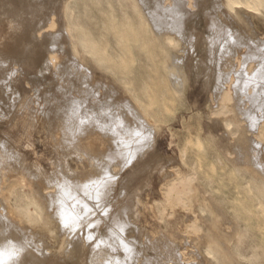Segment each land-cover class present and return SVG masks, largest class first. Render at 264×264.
I'll return each instance as SVG.
<instances>
[{"label":"rangeland","instance_id":"374dc122","mask_svg":"<svg viewBox=\"0 0 264 264\" xmlns=\"http://www.w3.org/2000/svg\"><path fill=\"white\" fill-rule=\"evenodd\" d=\"M52 2L49 12L33 21L32 32L22 17L4 13L0 0V264H218L205 254L210 242L220 264H234L223 247L227 250L239 232L245 236L243 254L264 264V175L257 173L264 170V153L260 165L250 158L240 161L243 152L231 145L241 144L246 129L258 130L247 127L250 119L235 108L237 100L252 96L249 79L256 74L259 89L242 111L251 109L258 127L264 125V9L237 6L233 12L226 0ZM50 21L56 27L46 28L39 39L34 27ZM69 26L74 50L64 35ZM118 35L130 36L128 47L118 45ZM81 36L99 43L82 49ZM171 52L179 61L172 80L178 93L169 81ZM103 56L109 61L102 62ZM50 57L57 58L54 65ZM232 72L242 90L238 95L234 89L229 104L236 137L231 134L228 142L223 117L213 113ZM127 104L154 117L151 147L129 140V130L113 134L116 115L132 122ZM256 140L264 148V141ZM125 141L137 148L131 159L116 155ZM176 166L195 178L185 196L188 209L176 197L165 202L167 175ZM6 184L37 198L42 219L34 229L8 216ZM47 186L55 198L40 196ZM184 190L185 185L175 188ZM190 219L199 233L186 232ZM95 250L105 254L94 256Z\"/></svg>","mask_w":264,"mask_h":264},{"label":"bare ground","instance_id":"6f19581e","mask_svg":"<svg viewBox=\"0 0 264 264\" xmlns=\"http://www.w3.org/2000/svg\"><path fill=\"white\" fill-rule=\"evenodd\" d=\"M55 1V0H54ZM192 0H190V2H191ZM220 1V0H219ZM1 2H2V10L4 11V13L6 12V13H11V14H15L16 16H20V17H22V19H24V22L26 23V24H30V31H32L33 32V27H32V23H33V21L37 18V17H39V16H42V15H45L44 13H45V11L47 10V13L49 12V6H53V2H52V0H1ZM58 4V3H57ZM56 4V5H57ZM61 5V4H60ZM226 6H227V8H229V9H231V11H235V8L238 6V8H243V7H245V8H247V9H250V10H252V11H255V12H258V13H262L263 12V9H264V0H226V4H225ZM59 6V5H58ZM71 7H72V5L71 4H67L65 7H64V11L66 12V13H68V11L71 9ZM56 8V7H55ZM72 10H73V8H72ZM168 11V10H167ZM71 12V11H70ZM4 13H3V15H4ZM55 14V13H54ZM147 14V13H146ZM6 15V14H5ZM67 17H69V15H66ZM65 16V17H66ZM51 17V16H50ZM151 17L152 18H154V14H151ZM114 18V17H113ZM126 18H128L129 19V17H126ZM113 20V19H112ZM115 20H116V17H115V19H114V22H115ZM126 21V20H125ZM58 22V21H57ZM113 22V23H114ZM127 22H129L128 20H127ZM116 23V22H115ZM131 24H132V22H130ZM131 24H127V25H125V27L127 26L128 27V25H131ZM78 25V24H77ZM77 25H74L75 26V28H77ZM112 25H115V24H112ZM123 25V24H122ZM121 25V26H122ZM141 25V24H140ZM139 25V26H140ZM115 26H117V25H115ZM121 26H120V28H121ZM133 26V24L131 25V28H133L132 27ZM142 26H143V24H142ZM180 26V25H179ZM56 27V23H55V21H50L49 22V24L48 25H42V26H39V27H34V33H35V35H37V37L40 39L42 36H44L43 35V33H44V30L47 28V30L48 29H54ZM78 27H80V25L78 26ZM118 27H119V25H118ZM118 27H117V30H118ZM126 27V28H127ZM130 27V26H129ZM82 28V27H81ZM111 28H112V30L114 29V30H116L114 27H112L111 26ZM124 28V27H123ZM122 28V29H123ZM125 28V31H127L126 33H129L128 32V28L126 29ZM130 28V29H131ZM142 28V27H141ZM78 29V28H77ZM80 29V28H79ZM83 29V28H82ZM85 29V28H84ZM136 29V28H135ZM166 29V28H165ZM46 30V31H47ZM63 30V29H62ZM121 30V29H120ZM120 30H119V32H120ZM64 31V30H63ZM62 31V32H63ZM80 31V30H79ZM83 31V30H82ZM123 30H121V32H122ZM125 31H123L122 33L124 34V32ZM131 31H133V29H131ZM137 30H135V32H136ZM65 32H66V34L64 33V35H68L69 37H70V41H69V46H70V48L71 49H75V43L73 42V40H72V28L69 26V27H67L66 29H65ZM118 32V33H119ZM84 33H85V30H84ZM121 33V34H122ZM125 33V34H126ZM124 34V35H125ZM134 34V33H133ZM137 34H138V32H137ZM140 34V33H139ZM86 35V34H85ZM120 35V34H119ZM118 35V45L119 46H121V48H124V47H122V45L124 46H127L128 44H126L127 42H126V37L127 38H130V36H119ZM128 35V34H127ZM134 35H136V34H134ZM134 35H131V36H133V38H134ZM87 37H89V35L87 36ZM138 35H137V38L136 39H138ZM91 38V37H90ZM69 39V38H68ZM104 39V38H103ZM132 39V38H131ZM140 39V38H139ZM138 39V40H139ZM91 40H93V37H92V39ZM90 39H87L86 38V36H81L80 38H79V40H78V44H79V46L82 48V49H85V50H88V49H90L89 47H93V45L95 44V43H99V42H95L94 43V41H91ZM129 39H127V41H128ZM106 41V40H105ZM133 41H134V39H133ZM169 41V40H168ZM169 42H172V41H169ZM108 43V42H107ZM128 43H129V41H128ZM100 46L102 45V44H99ZM117 45V46H118ZM97 47H98V44L96 45ZM118 46V47H119ZM129 46L130 47H132L131 45H130V43H129ZM96 47V48H97ZM128 47V46H127ZM102 48H105V45L104 46H102ZM101 48V50L103 51V49ZM93 49H95V48H93ZM97 49H100L99 47L97 48ZM106 50H107V48H105ZM91 50V49H90ZM88 51V52H92V54H94L93 52L94 51ZM127 50H128V48H127ZM130 51L132 50V49H129ZM129 50H128V53L130 54V52H129ZM95 51H97V50H95ZM100 51V50H99ZM108 51V50H107ZM106 51V52H107ZM126 51V50H125ZM132 52V51H131ZM96 54H94V56L95 55H97V54H99V55H101L100 53H102V52H95ZM103 53H104V51H103ZM91 54V53H90ZM89 54V55H90ZM122 54H123V52H122ZM153 54V53H152ZM192 54V53H191ZM98 55V56H99ZM104 55V54H103ZM125 55V54H124ZM123 55V56H124ZM130 55H132V53L130 54ZM129 55V56H130ZM90 56H93V55H90ZM104 56H106V55H104ZM104 56H103V58H101V59H103V61L102 62H104L105 61V59H107V58H105L104 59ZM108 56H110V54H108ZM119 56H122V55H119ZM128 56V55H127ZM128 56V57H129ZM152 56V55H151ZM173 57V58H171V59H173V63L171 64V65H167V68L169 69V72H170V76H169V81H170V83H171V85H172V89H173V92H176V93H178L179 92V90L177 89L178 87L175 85V83H173V81L172 80H177V74L175 73V71H176V69L178 68V62L179 61H177V59L175 58V56H174V53H170L169 54V57ZM97 57V56H96ZM111 57H113L112 55H111ZM134 57V56H133ZM133 57H131V58H133ZM155 57V56H154ZM194 57V56H193ZM110 58V57H109ZM109 58L107 59L108 61H109ZM116 58V57H115ZM130 58V57H129ZM97 59H98V57H97ZM100 59V60H101ZM119 59H120V57H119ZM118 58H117V60H119ZM122 59H124L123 57H122ZM135 59V58H134ZM189 59V58H188ZM187 59V60H188ZM56 60H57V58L56 57H50V62L52 63V65H54V63H56ZM112 61H113V59H111ZM115 60V59H114ZM125 60V59H124ZM133 59H131V61H132ZM128 61V60H127ZM99 62V61H98ZM115 62V61H114ZM110 63H111V61H110ZM118 63L120 64V61H118ZM135 63V62H134ZM102 64V63H101ZM103 64H106V63H103ZM114 63L112 62V65H113ZM123 64H124V62H123ZM107 65V64H106ZM116 65H117V62H116ZM115 64L113 65L114 67L116 66ZM55 66H56V64H55ZM123 66V65H122ZM124 66H126V63H125V65ZM55 68H57V66L55 67ZM235 73L236 72H232L231 73V79L227 82V80L225 81V82H227L228 83V85L223 89L222 88V90H223V92H222V94H221V97H220V104H219V106H218V110H216V111H214V115H217V116H219V117H223V119L221 120V123H222V125H223V127H224V129H225V131H226V134H225V136H227L226 138H227V141H228V139L230 140L231 139V137H230V135L232 134V135H234L235 137H236V133L233 131V128H234V123H235V121H234V119L233 118H231L230 116H228V114L231 112V110H233L232 108H231V110L229 109V104H230V102L234 99V96H233V94H234V89L236 90V93L239 95V92L242 90V88H241V86H240V83L239 84H235V83H233V78L235 77ZM169 75V74H168ZM241 76V74L240 75H238V77H240ZM247 77V76H246ZM257 74L255 75V76H253V78H250L249 79V85H250V87H251V84H252V90H253V94H252V96H247V99H246V101L245 100H243V99H239V100H237L238 102H239V105L240 106H236L235 108H239V114L240 115H242V116H244V117H246L248 120L250 119V121H249V123L247 124V127H251V129L253 128V129H255V128H258V130L257 131H255V130H250V131H248L247 129H246V131L244 132L245 134L242 136V138H241V140H242V142H241V144L240 143H238V142H235V145H233V144H231L232 146H234L233 148H235V149H233V150H241L243 153H239L238 151V155L239 156H241L240 158H238L240 161L241 160H245V159H252L253 161H252V163H255V164H258V165H260V162H259V158L261 159V155H262V153H264L263 151H264V148H262L261 147V143H260V145H259V143H256L257 142V140L256 139H258V140H261L262 142L264 141V125L263 126H261V127H258L260 124V119H259V122L257 121L258 120V118L257 117H255V115H252L253 113H251V109H249V110H247V112H243L242 111V108L244 107V104L247 102V101H250V99H252V97H253V95H254V93L256 92V91H258V89H259V83L257 82L258 81V79H257ZM151 79V78H150ZM153 79V78H152ZM207 80V79H206ZM161 81V80H160ZM260 81V80H259ZM153 82H155L154 80H153ZM152 82V83H153ZM156 83V82H155ZM167 82H166V80H165V84H166ZM220 85V84H219ZM149 88H150V86H148ZM153 87V86H152ZM221 87V86H220ZM215 88H216V86H215ZM251 88H250V91H251ZM154 89V88H153ZM221 89V88H220ZM239 89H240V91H239ZM167 90V89H166ZM151 91V90H150ZM160 91V90H159ZM167 91H169V90H167ZM146 92H147V90H146ZM152 92V95H153V90L151 91ZM155 92V91H154ZM170 92V91H169ZM217 92V91H216ZM161 93V92H160ZM116 94V93H115ZM259 94V93H258ZM164 95V94H163ZM178 95V94H177ZM214 95V94H213ZM243 95V94H242ZM257 95V94H256ZM149 96H151V95H149ZM176 96V95H175ZM216 96V95H215ZM255 96V95H254ZM162 97H165V96H162ZM241 98V97H240ZM148 99H149V97H148ZM151 99V98H150ZM154 99H155V97H154ZM160 99H162V98H160ZM217 99V98H216ZM254 99V98H253ZM137 100V99H136ZM171 100V99H170ZM128 102V101H127ZM170 102V101H169ZM143 104H144V102H143ZM163 104V103H162ZM128 105V104H127ZM152 106V105H151ZM151 106H149V107H151ZM163 106H165V104L163 105ZM243 106V107H242ZM247 106V105H246ZM166 107V106H165ZM119 108V107H118ZM127 108H129V105H128V107ZM126 107H125V111H127V110H130L131 109V118H129L130 120H132V122H130V120H129V122H130V124L128 123V121L126 122V121H124V119L121 117L122 115H116L117 117H118V120L116 121L115 119H114V121H116V122H113L115 125H116V127L113 125V123H112V125L111 126H114L115 127V129H113V130H115L114 131V135L116 134V136L115 137H117V136H121L120 135V131L122 130V131H124V130H129V131H131L132 132V135L129 137V140L131 139V140H133V139H140V142H143L144 143V145L146 146V147H151L152 146V140H153V134H151L152 132L151 131H149V130H154V128H155V121H154V117L152 116V114H150V113H148V112H146L145 110H142V109H133V107L131 106V108H129V109H127ZM152 108V107H151ZM164 108V107H163ZM127 109V110H126ZM165 109H167V107L165 108ZM164 109V110H165ZM244 109V108H243ZM116 110H117V108H116ZM237 110V109H236ZM122 111H123V109H122ZM238 111V110H237ZM128 112V111H127ZM124 113V112H123ZM123 113H121V114H123ZM118 114H119V112H118ZM128 115H129V113H128ZM125 116V115H124ZM116 117V118H117ZM128 117V116H127ZM126 117V118H127ZM130 117V116H129ZM253 118H254V120H253ZM257 118V120H255ZM219 123H220V121H218ZM124 123V124H123ZM214 123V122H213ZM220 123V124H221ZM241 123V122H240ZM121 124H123L122 126H120ZM117 125H118V127H117ZM243 125V124H242ZM110 126V127H111ZM131 126L133 127H135V128H131ZM187 126V125H186ZM191 126V125H190ZM110 127H108V130H109V128ZM113 128V127H112ZM111 128V129H112ZM134 129V130H133ZM112 130V131H113ZM190 130H192V128L190 129ZM104 131V130H103ZM189 131V130H188ZM187 131V132H188ZM142 132V133H141ZM193 132V131H192ZM112 133V132H111ZM123 133V132H122ZM125 133H126V131H125ZM190 133V132H189ZM248 133H251L250 134V136L248 135ZM138 134V135H137ZM255 136V137H254ZM223 137H224V135H223ZM123 138H124V136H123ZM125 138H126V141L128 140V138L126 137V135H125ZM191 138H192V136H191ZM220 139V138H219ZM223 139H225V137L223 138ZM189 140V139H188ZM116 141H118V140H115L114 142H116ZM123 142V145L125 144V146L123 147H121L122 149H120V147H116L117 148V154L116 155H119V154H121V153H123V155H124V157H129V159H131V157L132 156H134V154H135V150L137 149V148H132V144H129L128 145V143L127 142ZM138 141V140H137ZM198 141V140H197ZM120 142V141H119ZM229 142V141H228ZM121 143V142H120ZM197 143H199V142H197ZM230 143H231V141H230ZM233 143V142H232ZM253 144H255V148H253ZM230 145V146H231ZM252 145V146H251ZM114 146V145H113ZM116 146H117V144H116ZM120 146V145H119ZM264 146V145H263ZM112 147V146H111ZM226 148H227V146H226ZM232 148V147H231ZM232 150V149H231ZM112 151H113V149H112ZM115 151V150H114ZM119 153V154H118ZM113 155H114V153H113ZM136 155V154H135ZM230 155H232L231 153H230ZM118 157V156H117ZM119 157H120V155H119ZM238 157V156H237ZM263 158V157H262ZM114 159V158H113ZM121 159V158H120ZM126 160H127V158H125ZM264 159V158H263ZM122 161V160H121ZM121 161L120 162H116V163H121ZM263 161V160H262ZM112 162H114V161H110V163H112ZM251 163V164H252ZM241 164V163H240ZM246 164V163H245ZM99 165V164H98ZM101 165H102V163H101ZM100 165V166H101ZM112 165V164H111ZM120 165V164H119ZM238 165V164H237ZM254 165V164H253ZM69 166V165H68ZM115 166V165H114ZM262 166V165H261ZM260 166V167H261ZM104 167V166H103ZM102 167V168H103ZM110 167V166H109ZM108 167V168H109ZM112 167V166H111ZM259 167V166H258ZM69 168H70V166H69ZM114 168H116V167H114ZM261 168H263V167H261ZM72 169V168H71ZM104 169H105V167H104ZM104 169H102V170H104ZM107 169V168H106ZM111 169V168H110ZM251 169H252V167H251ZM260 169V168H259ZM263 169H261V170H259V171H257V173L258 174H260V175H264V170L262 171ZM105 171V170H104ZM111 171H112V169H111ZM73 172V171H72ZM107 172H108V170H107ZM164 172V171H163ZM172 172V171H171ZM252 172V171H251ZM68 173V172H67ZM70 173V172H69ZM165 173V172H164ZM116 174V173H115ZM117 174H119L118 172H117ZM162 175H165L166 176V173L165 174H162ZM168 177H169V180H168V183L166 184V187H165V189L163 190V192H164V197H165V202L167 203V204H170L171 202H172V199H174V197H176V200H177V203H179V204H181L183 207H185L186 209H188V203L186 202V198H185V196H186V194H188L189 192H191L192 191V182L194 181V175L193 174H185L178 166H176L175 167V169H173V172L171 173V174H169V175H167ZM79 177H80V175H79ZM65 178V177H64ZM84 178V177H83ZM79 179V178H78ZM77 179V180H78ZM85 179V178H84ZM166 179V178H165ZM262 180H264V179H262ZM79 181V180H78ZM82 181V180H81ZM19 182V181H18ZM22 182V181H21ZM24 182V181H23ZM68 182V181H67ZM75 182V180L72 182L71 181V183H74ZM83 182V181H82ZM15 183V182H14ZM79 183V182H78ZM9 184H11V182L9 183ZM13 184V183H12ZM8 184H6L5 185V187L7 186ZM21 185V184H20ZM67 185V184H66ZM68 185H70L69 183H68ZM177 185H185V190L184 191H182V192H176L175 191V188H176V186ZM249 184H247V186H248ZM76 186V185H75ZM4 187V188H5ZM36 187V186H35ZM70 188L69 189H71L72 190V188H74L73 186H69ZM77 187V186H76ZM248 189L250 188V187H247ZM50 189H52V187H45V188H43L42 190H45V191H47V192H44V193H38V194H40V196L42 197V198H49V197H51V199H53V198H55L56 196H55V194H53V192H50V191H48V190H50ZM65 188L63 187L62 189L60 188V190H64ZM77 189V188H76ZM75 188H74V192H76L75 190H76ZM256 189V188H255ZM258 189V188H257ZM3 190L4 189H2V192H3ZM33 190H34V187H33ZM57 190L59 191V188H57ZM66 190V189H65ZM78 190V189H77ZM8 192V194H6L5 195V198H6V202H3V205H4V203H5V206L4 207H6V208H9L8 209V212H9V214L10 215H8L10 218H14V219H16V221L18 220L19 221V223H25V224H28L29 226H30V228L31 229H34L35 228V226L37 225V224H40V222H41V219H42V215H41V213H40V209H41V207H40V203L38 202V200H37V198L35 197V196H33V195H31V194H29V193H27V192H25L24 191V188L22 187V186H17V185H15V186H8V187H6V190H5V192ZM250 191V190H249ZM257 191V190H256ZM34 192V191H33ZM40 192H41V190H40ZM251 192V191H250ZM263 194H264V188H263ZM262 192H261V194H262ZM36 193V192H35ZM57 193V192H56ZM258 193H260V192H258ZM58 194V193H57ZM56 194V195H57ZM47 195V196H46ZM100 195H98V197H99ZM264 196V195H263ZM163 197V198H164ZM188 197V196H187ZM254 197H255V195H254ZM58 199V198H57ZM263 199V198H262ZM264 200V199H263ZM44 202H46V201H44ZM194 202V201H193ZM201 203V202H200ZM206 204V203H205ZM260 205L262 204V203H259ZM175 206V205H174ZM211 207V206H210ZM264 207V206H263ZM199 209H200V211L201 212H203V213H205V209H204V207L203 206H200L199 207ZM209 210V209H208ZM263 210H264V208H263ZM42 212V211H41ZM43 213V212H42ZM4 215V214H3ZM2 216V215H1ZM1 218V217H0ZM187 218V217H186ZM198 219V218H197ZM1 220V219H0ZM2 220H4V219H2ZM9 221H11V220H9ZM1 222H3V221H1ZM12 222H14L13 220H12ZM223 224V223H222ZM220 225V224H219ZM221 227H219V229H220ZM234 229V228H233ZM199 231H200V227L196 224V222H195V219L194 220H191L190 219V224L187 226V228H186V232L187 233H189V232H198L199 233ZM186 233V234H187ZM189 235V234H188ZM191 236V235H190ZM195 236H196V234H195ZM203 237H204V235H202ZM201 236V237H202ZM88 238H90V237H88ZM189 238V237H188ZM198 238V237H197ZM91 239V238H90ZM199 239H200V237H199ZM198 239V240H199ZM203 239H205V238H203ZM197 240V239H196ZM206 240V239H205ZM91 241V240H90ZM204 241V240H203ZM244 241H245V236L242 234V233H237L236 234V236H235V238H234V241L233 242H230L229 243V248L227 249V250H225V246L223 247L224 248V251H226V256H227V260H229V261H234L235 263L234 264H243V262H247V263H250V264H253V262L246 256V255H244L243 254V245H244ZM202 242V241H201ZM218 243V242H217ZM89 244V243H88ZM220 244H222V242L220 243ZM218 245V244H217ZM223 245V244H222ZM195 247V246H194ZM198 248V247H197ZM96 251V252H95ZM94 252H93V255L94 254H100V253H104L105 254V252H103V251H98V250H95ZM205 254L210 258V260H212L213 262H216V263H218V264H220V262H221V260H220V256H219V251L216 249V248H214V246H213V244H212V242H210V244L208 245V246H206L205 247ZM198 253V252H197ZM29 254V253H28ZM201 255V254H200ZM94 256H96V255H94ZM183 257L186 259V257H187V255H186V257H185V253L183 254ZM182 257V258H183ZM50 260V259H49ZM53 260V259H52ZM34 261V260H33ZM40 261V260H39ZM175 261H177V260H175ZM35 262V261H34ZM41 262H42V260H41ZM54 262V261H53ZM162 262V261H161ZM165 262V261H164ZM177 262H179V261H177ZM177 262H175V264L177 263ZM256 262V261H255ZM31 263V262H30ZM37 263V262H36ZM52 263V262H51ZM166 263V262H165ZM16 264V263H15ZM34 264V263H33ZM179 264V263H178Z\"/></svg>","mask_w":264,"mask_h":264}]
</instances>
